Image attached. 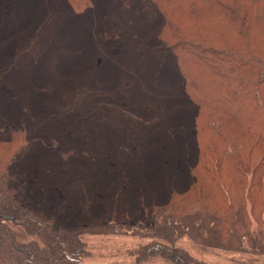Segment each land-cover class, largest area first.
Listing matches in <instances>:
<instances>
[{"label": "trees", "instance_id": "16d2710c", "mask_svg": "<svg viewBox=\"0 0 264 264\" xmlns=\"http://www.w3.org/2000/svg\"><path fill=\"white\" fill-rule=\"evenodd\" d=\"M264 0H0V264L87 237L264 244ZM119 264V263H108Z\"/></svg>", "mask_w": 264, "mask_h": 264}, {"label": "rangeland", "instance_id": "374dc122", "mask_svg": "<svg viewBox=\"0 0 264 264\" xmlns=\"http://www.w3.org/2000/svg\"><path fill=\"white\" fill-rule=\"evenodd\" d=\"M251 238L257 232L264 233V222L250 223ZM89 253L85 264H133L145 250L150 239L132 233L95 234L87 237ZM177 245L188 252L194 260L207 264H264V244L259 247L245 245L243 251L202 246L188 236L178 240ZM144 264H174L165 253H155Z\"/></svg>", "mask_w": 264, "mask_h": 264}]
</instances>
